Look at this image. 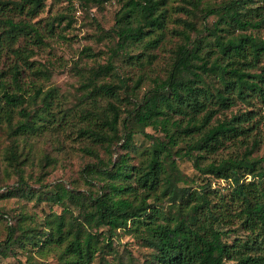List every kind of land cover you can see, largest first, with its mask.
Wrapping results in <instances>:
<instances>
[{
    "label": "trees",
    "instance_id": "trees-1",
    "mask_svg": "<svg viewBox=\"0 0 264 264\" xmlns=\"http://www.w3.org/2000/svg\"><path fill=\"white\" fill-rule=\"evenodd\" d=\"M44 1L0 0V125H6L11 140L6 159L20 162L18 139L74 118L77 136L89 141L82 151L96 159L83 171L99 180L100 190L84 195L61 184L35 190L19 176V188H9L0 199L37 195L61 206L67 201L78 211L66 217L63 207L60 214L47 215L40 228L18 218L7 226L0 254H12L17 245L29 256L51 255L55 264H264V160L253 155L261 142L259 121L254 109L231 111L239 103L264 107V36L259 34L264 0H223L202 7L201 21L181 20L165 75L152 77L140 96L124 102L120 94L129 86L119 79L115 59L129 66L150 62L151 51L164 39L167 9L164 0H121L109 55L87 69L72 107L62 105L56 87L44 89L38 82L51 77L49 68L31 61L40 43L21 44L29 33L41 39L29 19ZM180 9L193 15L190 8ZM213 15L212 26H205ZM27 71L36 80L30 89L23 80ZM142 82L140 74L132 91ZM135 134L149 145L138 151ZM120 141L125 152L112 159V147ZM231 146L237 151L219 156ZM135 154L139 158L132 163ZM179 159L215 185L184 175ZM100 227L106 234L97 232ZM119 229L140 243L142 260L113 246Z\"/></svg>",
    "mask_w": 264,
    "mask_h": 264
},
{
    "label": "rangeland",
    "instance_id": "rangeland-1",
    "mask_svg": "<svg viewBox=\"0 0 264 264\" xmlns=\"http://www.w3.org/2000/svg\"><path fill=\"white\" fill-rule=\"evenodd\" d=\"M164 1L163 7L167 9L163 30L165 32L164 39L161 40L158 48L151 51L150 62H143L142 66H129L119 58L115 59V63L119 65L116 71L119 79H125L129 86L127 90H122L120 96L123 101L121 102L140 96L151 85L152 77L165 75L167 64L172 55L171 51L179 42L175 30L183 27L181 20L201 21L200 9L202 7L205 5L215 6L223 0ZM121 5V0H45L41 12L35 18L29 19L30 25L39 31L41 42L29 33L27 39L22 40L21 44L37 46L40 43L37 54L31 58V61H34L35 67L49 68L51 77L48 80L40 79L38 82L43 83L44 89L56 87L58 99L62 105L66 107L76 105L82 92L79 87L81 83H85L87 69L106 61L109 48L113 45L111 28ZM181 6L190 8L193 15L191 12L188 13L186 10L180 9ZM215 20L216 16H209L204 22L205 26H212ZM259 34L264 36V27L259 30ZM140 50L136 49L134 52ZM91 53L94 56H90ZM140 74L143 76V82L138 89L132 91L134 79ZM112 79L114 82L120 81L115 75ZM23 80L29 88L31 82L35 80V76L27 71ZM106 80L111 81L108 77ZM236 109H254L256 111V119L259 121L256 131L261 137V142L253 155L264 160V107L261 104L246 106L239 103L231 111L234 112ZM226 114L230 116L229 111H226ZM74 121V118H68L58 126L53 125L49 128V125L39 135L15 141L19 153V163H11L6 159V150L11 140L6 125H0V194L5 193L9 188L14 190L19 188V176H22V180L35 190H46L49 187L53 188L55 184H61L67 191L80 192L84 195L96 194L100 190L99 180L86 177L83 171L85 165L94 163L96 159L82 151L81 147L86 143L89 144V141L77 136ZM146 131L161 134L160 131H154L150 127H147ZM132 141L134 146L139 149L138 151L150 143L140 134H135ZM121 144L122 141L112 147L114 150L112 159H116L119 154L125 152L121 148ZM95 148L101 158L106 157L103 149ZM233 149V146L228 147L221 153L219 152V156L226 155ZM234 151L237 150L234 149ZM138 154L131 158L132 163L137 161L140 155ZM178 167L184 175L197 183L205 182L207 179L212 181L213 186L216 183L211 177L199 175L190 161L179 159ZM63 207L67 209L64 213L66 217H70L71 212L73 216H76L77 208L67 201L61 206L57 202L37 198V195L19 194L0 199V211L3 214V219L0 220V241L6 237L7 226L15 225L18 218L27 217L24 224L36 225L37 228H40L47 215L60 214L63 212ZM94 231L96 230L94 229ZM97 232L100 235L106 234L105 229L101 227ZM112 244L120 252L130 251L140 260L143 259L142 255L145 250L135 238L123 230H117L116 236L112 238ZM30 261L37 264L56 263L55 257L51 255L40 257L33 253L32 256H29L17 245H14L12 254H0V264H30Z\"/></svg>",
    "mask_w": 264,
    "mask_h": 264
}]
</instances>
